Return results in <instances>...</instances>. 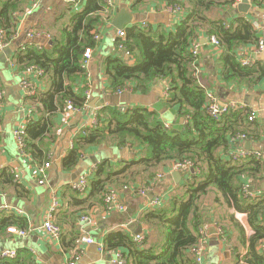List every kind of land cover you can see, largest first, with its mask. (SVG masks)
I'll return each instance as SVG.
<instances>
[{
  "label": "trees",
  "instance_id": "16d2710c",
  "mask_svg": "<svg viewBox=\"0 0 264 264\" xmlns=\"http://www.w3.org/2000/svg\"><path fill=\"white\" fill-rule=\"evenodd\" d=\"M27 1L0 0V31L6 35L13 33L15 17L26 13ZM153 1L178 6L185 11L186 15L175 32H152L138 25L125 29V39H115V51L101 59L100 72L108 80L109 94L118 90L146 94L154 82L168 81L163 103L175 108L177 115L186 119L187 123L179 128H169L156 110L142 106H104L96 112L95 124L75 135L72 149L62 160V166L73 168L83 151L107 142L139 150L140 158L129 166L109 171L106 165H99L93 178L89 177V201L100 203L110 189L124 191L139 180L152 179L159 167L190 161L200 174H191V183L184 184L185 193L164 200L156 208L148 207L139 219L141 226L147 230L140 232L145 235L143 244L136 245L135 234L124 231L109 233L103 239L104 252H121L126 257V264H194L188 253L199 241L196 233L202 224L200 201L213 188L225 204L248 216L253 235L244 242L248 245L242 264H264V255L256 250V246L264 240V197L250 199L241 187L242 178L257 180L261 177L264 162L255 158L227 161L221 155L236 134L251 138L246 127L251 125L248 121L250 114L248 109H239L219 120L207 115L208 97L200 82L201 74L194 75L196 68L200 72V53L196 62L190 53L191 43L199 41L202 34L215 36L220 46L213 52H220L216 60L221 79L226 84L251 87L264 77V69L258 64L243 66L235 55L240 48L257 45V31L251 22L242 17L226 26L224 20L211 16L215 8H231L237 0ZM251 1L257 7L264 6V0ZM136 4V7L143 6L144 2L137 0ZM103 11L102 0H86L83 10L72 15L70 26L51 37V45L39 50L34 44H25L9 59L14 63L16 74H21L26 67L35 66L43 71V79L47 80L48 89L45 92L37 91L32 98L24 99L38 116L24 129L26 155L39 165L48 161L47 149L55 142L53 118L66 102H70L75 110H81L86 105L83 85L87 78L81 67L83 54L85 49H96L93 35L103 27L104 20L111 18L110 13ZM118 46L129 53L128 60ZM133 59L135 61L131 64ZM2 102L0 86V105ZM14 180L15 175L9 170H0V193L12 189L25 196L24 187ZM68 187L74 195L83 197L71 186ZM14 225L25 229L23 222L1 216L0 238ZM57 225L63 249L75 252L79 238L75 235L67 242L64 227L60 223ZM0 264H34V259L30 252L21 249L15 259H0Z\"/></svg>",
  "mask_w": 264,
  "mask_h": 264
},
{
  "label": "crops",
  "instance_id": "0c3cea01",
  "mask_svg": "<svg viewBox=\"0 0 264 264\" xmlns=\"http://www.w3.org/2000/svg\"><path fill=\"white\" fill-rule=\"evenodd\" d=\"M111 1L112 4L108 6L106 0H102L103 12L110 13L111 18L109 21L103 19L105 24L98 33H95L99 39H93L97 46L93 50L92 58L87 66L90 85L85 83L83 86L85 88L84 93L86 92L89 96V102L86 100V105L87 102L88 105L76 111L64 112L62 109L53 118L54 132L52 133L55 142L47 149L48 161L40 165L30 158H23L18 154L14 136L12 137L14 130L18 127L25 129L30 122L36 121L38 116L35 110L29 106V103L24 101L26 97H24L20 87L22 74H16L9 68V59L0 57V86L3 98L0 105V170L7 169L13 176L17 175L18 179L14 181L22 185L26 191L25 196L15 193L12 189L0 193V217L4 216L15 222H23L25 229H20L17 225L12 227L26 232L24 237H19L6 231L7 233L0 238V251L11 250L17 253V251L24 249L32 254L34 264H66L75 254L79 255L76 264H109L115 251L107 254L99 252L97 248L98 244H103L104 237L109 233L119 231L131 234L147 232L146 227L141 226L139 219L147 211L148 203L157 198L162 199L163 202L174 195L185 193V182L191 183L192 180L191 173L178 172L180 175L175 181L177 171L173 170V163L166 168L159 167L154 171L155 176L152 179L139 180V183L130 185L124 191L114 190L118 196L117 205L122 206L123 209L113 208L110 212L104 208L102 199L100 203L89 201L90 191L83 197H79L74 195L75 193L68 187L82 176L93 178L95 175L93 170L95 171L99 165H106L109 171H116L129 166L141 156V152L135 148L119 147L112 142H107L83 151L73 168L66 169L62 166V160L68 156L72 149L75 135L82 129L92 126L93 114L104 106H120L122 108L142 106L156 110L169 128L175 126L179 128L185 123V119H181L177 115L175 108L163 103L166 90L169 87L168 81L154 82L146 94L132 93L130 90L118 96L109 94L108 80L102 75L99 68L101 59L115 51V40L113 44L109 43L108 36L111 34L115 39L118 30L113 27L112 22L122 9H125L132 18V22L127 24L122 31L138 25L145 30L161 31L166 34L175 32L186 15L185 11L180 9V11L169 12L166 10L167 7H170L169 5L153 0H143L144 5L138 7H136L137 0ZM239 3L240 0H237L231 8L227 9L215 8L211 16L213 15L217 20H224L226 26H229L234 19L239 17L251 22L257 31V45L238 49L235 57L240 63L247 61L251 62L250 66L258 64L264 69V49L258 51L259 42L264 43V6L262 8L257 7L249 0L250 12L247 15H242L235 13ZM33 4L35 5L33 6ZM85 4L86 0H81L73 5L63 0H28L25 7L26 13L15 17V30L12 34L7 35L10 42L8 48H11L13 53L25 44H34L39 50L46 48L51 45L49 44L51 37L57 36L62 28L69 27L72 15L81 12ZM27 15H33L34 24L29 21V27L32 28L27 30L25 34L28 38L29 34H33L31 38L33 40L24 41L19 48L13 49V42L21 37L22 23ZM135 18L137 19L136 22L134 21ZM207 37L202 34L198 42L201 44L200 82L206 90L208 99H215L219 105L229 102L241 103L245 109H248L249 114L251 112L255 114L254 120L248 118L251 125H246L247 134L251 135V138H246V142L231 140L224 154H220L229 161V153L244 149L261 153L260 159L264 162V77L251 87L242 84L237 85V83L226 84L220 77L219 62L216 60L220 52H213L214 50L208 42L204 44ZM134 61V59L130 61L131 64ZM4 63L5 66H2ZM29 78L35 84L37 91L45 92L48 89L47 80L43 77L38 78L33 74ZM13 83H17L16 89ZM16 91L21 94L20 104L14 100ZM100 101H103L104 104L91 110L89 103L92 102L96 105ZM14 111H23V117L18 121H13V117L8 118L10 112ZM45 163L50 164L49 168L40 174ZM76 172L77 181L73 179ZM129 172L131 173V171ZM39 182L42 183L39 184ZM145 186L151 187V191L148 196L141 198L136 192ZM241 187L245 188L243 192L250 199L256 200L264 197V168L261 177L257 180L242 178ZM54 197L59 202V207L54 214V223H60V226L64 227L66 232L64 239L68 242L77 235L79 239L90 238L95 244L88 245L78 240L75 252L73 250L66 251L62 247L61 238L58 241L52 240L45 233L42 229V223ZM216 199L219 201L216 202ZM200 203L202 224L196 233L199 235L196 247L202 249L199 264L244 263L243 257L247 253L248 245L244 242L246 243L248 238H246L243 227L234 217V212L237 210L225 204L221 195L213 188L209 190L207 195L203 196ZM83 218L87 220L83 222ZM200 233H204L205 236L202 237ZM17 241L21 242L18 247L15 243ZM148 246L145 247L149 248ZM256 250L264 255V240L256 246ZM191 251L188 255L195 264L197 255L193 249Z\"/></svg>",
  "mask_w": 264,
  "mask_h": 264
},
{
  "label": "built area",
  "instance_id": "2783aa9c",
  "mask_svg": "<svg viewBox=\"0 0 264 264\" xmlns=\"http://www.w3.org/2000/svg\"><path fill=\"white\" fill-rule=\"evenodd\" d=\"M66 3L69 4H76L81 0H63ZM106 4L108 6H110L112 4L111 0H106ZM35 4H33L34 6ZM167 11L172 12V11H180V8L178 6H170L166 8ZM29 38L33 37V34H29L28 35ZM116 38L118 39H125V31L122 30H118L116 32ZM93 39L94 40H98L99 36L97 34L93 35ZM207 42L209 43L210 47L213 50H219V41L217 40V38L215 36H209L207 37ZM9 39L7 37V35L0 31V52L4 51L6 48L9 47ZM118 49L121 50L123 52V56L124 57H128L129 58V53L127 51H125L123 49L122 46H118ZM262 49H264V43L262 41L259 42L258 44V51H261ZM201 50V44L195 40L191 43V47H190V53L192 58L195 60V62L197 61V57L200 53ZM93 55V50L92 49H85L84 54H83V62H82V69L84 70L85 74H86V78H87V82L86 83H90L89 82V73L87 70V66L89 61L91 60ZM241 64L243 66H250L251 62H247V61H241ZM9 68L14 71V63L13 62H9ZM22 77L20 80V87L21 90L23 92L24 97L26 98H32L33 96L36 95L37 93V88L35 86V84L29 80L31 75H36L38 78H42L44 73L42 70H40L39 68L35 67V66H29L24 68V71L21 72ZM199 74L198 69L196 68V71L194 73V75L197 77ZM90 85V84H89ZM126 92H128L127 90H118L115 94L118 96H121L123 94H125ZM86 95V100H88L89 102V96L88 94L85 92ZM87 102V105H88ZM86 105V107H87ZM64 112H69L71 111H76L75 109H73L71 107V103L70 102H66L64 108H63ZM239 109H245V107L243 106V104L241 103H236V102H229L226 103L224 105H219L217 103V101L213 98L208 99V104L206 106V113L208 116H210L211 118L215 119V120H219L222 116L226 115L227 113H230L231 111L234 110H239ZM95 117H96V113L93 114V124H95ZM250 120H254L255 119V114L254 113H250V116L248 117ZM186 124L187 120L185 119L184 121ZM167 127V125H166ZM13 136L15 139V143H16V147H17V151L19 153V155L23 158H26V149H27V141H26V137L24 135V127H18L17 129L14 130L13 132ZM233 141H240V142H246V136L243 134H236L235 136L232 137ZM261 153L259 152H254V151H249V150H244V149H239L236 152H232L228 154V159L232 160V161H240V160H244L247 158H255V159H260L261 158ZM49 163H45L43 165V167L41 168V172L40 174H43L44 171L49 168ZM173 170L177 171V172H184V173H188V174H196L199 175L200 174V170H198L197 168H194L193 163L190 161H184V162H179V163H173L172 165ZM94 172V170H93ZM92 172V173H93ZM92 175V174H91ZM15 179H18V176L15 175ZM89 176H82L77 182L71 184V187L73 189H75L76 191H78L80 193V195H85L88 192L89 189V182H88ZM42 182H39V184H41ZM245 188H243L244 190ZM151 191V187L149 186H145L142 187L141 189H139L136 193L138 196H140L141 198H144L146 196H148L149 192ZM117 193L110 189L108 190L102 198V204L104 206V208L106 209L107 212H110L113 208H116L118 210H122L123 207L120 205H117ZM162 203V199L157 198L151 202L148 203V207H153L156 208L158 206H160ZM59 207V202L56 199V197H54L52 199V201L50 202V205L47 209V212L45 214V218L43 220L42 223V229L45 231V233L52 239V240H60L61 238V231L60 228L57 224L54 223V214L56 212V210ZM234 217L236 218V220L241 224V226L244 229L246 238H250L253 235V231L248 223V216L246 213H240L238 211L234 212ZM83 222L84 220L86 221L87 219L83 218L82 219ZM7 232L9 234H13V235H17L19 237H24L26 232L25 231H20L15 227H10L7 229ZM202 237H204V233H200ZM145 239V235L143 233H137L134 236V242L136 243V245L141 246L143 244V241ZM80 242H84L88 245L91 244H95V242L90 239V238H81L79 239ZM78 241V242H79ZM98 251L101 253H104V247L103 244H98L97 246ZM193 252L196 253L197 258H196V262L195 264H199L201 262V256L200 253L202 252V249L200 247H194L193 248ZM17 256V253L15 251H11V250H3L0 251V259H15ZM79 259V255L75 254V256L68 261L66 264H76L77 261ZM126 257L119 251H115L113 252V256L109 261V264H126Z\"/></svg>",
  "mask_w": 264,
  "mask_h": 264
},
{
  "label": "water",
  "instance_id": "95a60500",
  "mask_svg": "<svg viewBox=\"0 0 264 264\" xmlns=\"http://www.w3.org/2000/svg\"><path fill=\"white\" fill-rule=\"evenodd\" d=\"M250 9H251V4L249 3V0H240V3L237 5V9L235 10V13L247 15L250 12ZM131 20H132L131 15L128 14L125 9H122L113 20L112 25L117 30H123L127 24H130L132 22ZM206 42L207 41L204 40V44ZM49 44H51V42H49ZM12 53L13 51L11 48H6L4 51L0 52V57H5V59H10ZM125 59L128 60L129 58L125 57ZM103 104H104L103 101H100V103L96 105L95 103L91 102L89 103V107L91 108V110H93L94 108L100 107ZM247 146H249V143H247ZM175 175L177 178H175ZM175 175L174 178L176 179L175 181H177L180 174L176 172ZM151 198L152 197L150 196V199Z\"/></svg>",
  "mask_w": 264,
  "mask_h": 264
},
{
  "label": "rangeland",
  "instance_id": "374dc122",
  "mask_svg": "<svg viewBox=\"0 0 264 264\" xmlns=\"http://www.w3.org/2000/svg\"><path fill=\"white\" fill-rule=\"evenodd\" d=\"M32 16H33V15H27V16L25 17V19H24V21H23V23H22L21 37L18 38V40L16 39V40L13 42V46H12L13 49H17V48H19V46H20L22 43H24V41L30 42L31 40H33V39H31V38L29 39V38L27 37V35L25 34V33L27 32V30H30V29L32 28V27H29V21H30V22H33V24H34V19H33ZM134 21L136 22L137 19L135 18ZM134 21H133V22H134ZM28 27H29V28H28ZM27 28H28V29H27ZM115 39H117V38L115 37ZM115 39L113 38V36H112L111 34H109V36H108V42H109V43L113 44ZM2 66H5V63L2 64ZM7 66H8V64H7ZM13 86H14L15 89L18 87L17 83H13ZM8 98L10 99V97H8ZM14 100H15L16 102H19V104L21 103V94H19L17 91H16V97L14 98ZM23 115H24L23 111H14V112H10L8 118H9V117H13V121H15V120L18 121V120L21 119V117H23ZM12 137H13V134H12ZM18 154H19V153H18ZM73 179H76V181H77V172L74 173V175H73ZM15 243H16V247L20 246V244H21V242H19V241L15 242Z\"/></svg>",
  "mask_w": 264,
  "mask_h": 264
}]
</instances>
